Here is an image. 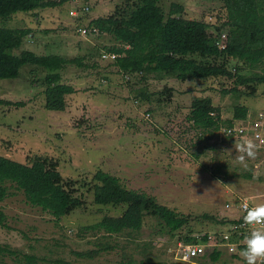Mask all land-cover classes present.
Returning <instances> with one entry per match:
<instances>
[{"label":"rangeland","instance_id":"rangeland-1","mask_svg":"<svg viewBox=\"0 0 264 264\" xmlns=\"http://www.w3.org/2000/svg\"><path fill=\"white\" fill-rule=\"evenodd\" d=\"M124 1L67 0L33 13L19 11L0 21L6 27L33 29L24 48L79 57L86 65L72 63L61 70L63 81L76 89L67 96L64 111L45 106L46 69L26 64L19 77L0 79V97L15 103L0 105V154L21 162L35 154L51 156L70 179L90 181L103 169L128 188L154 195L179 213L209 214L214 219L193 217L185 229L172 232L160 218L150 215L139 230L110 234L85 227L105 215H120L124 206L96 204L93 191L82 189L87 207L57 219L29 203L22 190L7 182L9 194L0 201L7 216V225H0V244L11 252L0 251V264L181 263L178 253L183 249L178 243L184 233L230 234L237 224L230 220L243 216L242 202L251 206L264 202V147L245 170L234 162V151H229L242 138L223 136L219 128L199 139L203 131L188 119L193 100L201 96L211 97L220 107L226 125L238 102L248 107L247 117L264 112V84L256 83L253 94L239 98L222 93L232 81L219 77L183 81L167 73H147L141 78L140 72L130 82L124 81L113 60L100 55L117 44L113 36L83 32L91 20L113 14ZM173 2L183 6L180 15L204 20L210 27L227 20L221 0H162L167 14ZM84 5L91 7L88 13L70 15L71 9ZM192 80L198 87H189ZM166 87L171 95H161ZM228 248H217L221 252L218 264H245L239 255L241 246ZM207 262L201 264H215Z\"/></svg>","mask_w":264,"mask_h":264},{"label":"trees","instance_id":"trees-1","mask_svg":"<svg viewBox=\"0 0 264 264\" xmlns=\"http://www.w3.org/2000/svg\"><path fill=\"white\" fill-rule=\"evenodd\" d=\"M66 1L0 0V21L19 11L33 13L40 8L62 5ZM221 1L227 17L221 26L210 27L204 20L180 15L184 8L177 2L171 3L167 14L162 7V0H125L117 5L113 14L91 20L88 27L91 34H111L117 41L106 51L120 54L113 62L126 82H130L131 77L139 72L144 74L141 78L147 73H167L183 81L219 77L232 81V86L222 90L224 95L232 93L239 98L250 96L256 90V83L264 84V0ZM218 15L220 17V12ZM31 32L32 28L0 24V79L19 77L26 64L44 68L47 70L43 77L45 106L49 110L64 111L67 96L76 89L63 81L61 70L67 64L86 65L79 57L67 58L59 53L40 54L24 48L25 39ZM223 33H227V46L220 49L216 40ZM247 71L249 74H246ZM128 74L131 75L129 79L126 78ZM106 79H109L108 76ZM171 92V88L166 87L160 93L165 96L171 95ZM12 104L15 103L0 97V105ZM17 104L23 105L22 102ZM248 112L244 103H236L233 118L227 125H232L233 119L247 118ZM188 119L195 128L203 131L199 133V139L201 137L202 140L206 132L213 134L226 125L221 120L220 107L209 96L193 100ZM7 182L22 190L29 203L41 207L57 219L78 208L87 207L82 189L93 191L96 204L124 206L125 210L120 215H105L98 222L85 227L110 234L121 233L126 229L139 230L145 217L150 215L160 218L172 232L185 229L193 217L198 221L214 219L209 214L192 216L179 213L160 203L154 195L128 188L118 176L103 169L97 170L90 181L65 178L59 170L58 160L48 155L35 154L29 156L27 162H21L0 154V201L9 194L10 185ZM242 217L230 222L240 223ZM6 218L0 208V225H7ZM191 231L184 233L181 238L186 242L198 241ZM208 234H200L201 239L206 241ZM246 234L243 233L241 238ZM240 246L243 248L244 244ZM0 251L11 252L1 244ZM220 259V250H213L210 260L219 262ZM137 264L148 262L140 260Z\"/></svg>","mask_w":264,"mask_h":264},{"label":"built area","instance_id":"built-area-1","mask_svg":"<svg viewBox=\"0 0 264 264\" xmlns=\"http://www.w3.org/2000/svg\"><path fill=\"white\" fill-rule=\"evenodd\" d=\"M89 5H84L81 7H74L70 10L71 14H81V13H88L90 10ZM91 30L88 28H85L83 32L89 33ZM217 46H219L221 49H225L227 46V34L223 33L221 34V37H219L218 40H216ZM117 56H120V54L113 53V52H107L104 51L102 53V58L104 60L112 61ZM131 76L128 74L126 76L127 79H129ZM149 113V112H148ZM149 115V114H148ZM219 133H221L223 136H229V137H248V138H257V143L261 144V147H264V112L260 111L255 116L247 117L245 119H238V122L233 123L232 125H222L219 129ZM247 204L249 207L251 205L249 202L245 201L242 202L241 210L243 212L244 205ZM240 219V218H239ZM249 229L248 225H245L243 221L240 223L235 224L233 230L230 231V234L228 233H209L207 235V240L204 241L201 239V236H197L196 242H186L184 240L179 241L178 245L182 247L183 250H180L178 253L179 255V261L183 262H189L193 261V264H201V263H208L207 261L210 260V254L213 250L217 249L220 246H226L228 249L234 250L239 247L240 244H243V241L241 240V235ZM239 238V240H236ZM238 245V247H235ZM207 245L209 248L207 249ZM179 247V248H180ZM212 263H215L211 261ZM218 264V263H215Z\"/></svg>","mask_w":264,"mask_h":264},{"label":"clouds","instance_id":"clouds-1","mask_svg":"<svg viewBox=\"0 0 264 264\" xmlns=\"http://www.w3.org/2000/svg\"><path fill=\"white\" fill-rule=\"evenodd\" d=\"M104 51L106 49L100 53L101 58ZM190 86L198 87L195 80L189 81ZM258 139L259 137L255 139L243 137L241 140L235 141L232 149L229 150L235 153L234 162L245 170L248 169V161L255 159L261 148V144L257 143ZM242 219L243 223L249 226V231L244 236V247L240 250L239 255L245 264H264V202L255 203L251 207L245 204Z\"/></svg>","mask_w":264,"mask_h":264}]
</instances>
